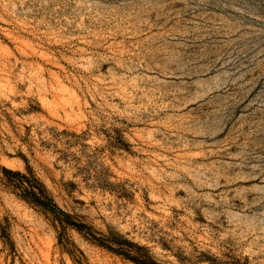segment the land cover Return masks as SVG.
<instances>
[{
	"label": "rangeland",
	"instance_id": "374dc122",
	"mask_svg": "<svg viewBox=\"0 0 264 264\" xmlns=\"http://www.w3.org/2000/svg\"><path fill=\"white\" fill-rule=\"evenodd\" d=\"M0 165L160 264H264V0H0ZM0 264L134 263L0 182Z\"/></svg>",
	"mask_w": 264,
	"mask_h": 264
},
{
	"label": "trees",
	"instance_id": "16d2710c",
	"mask_svg": "<svg viewBox=\"0 0 264 264\" xmlns=\"http://www.w3.org/2000/svg\"><path fill=\"white\" fill-rule=\"evenodd\" d=\"M0 182L15 191L28 204L38 207L53 216L59 223L71 226L88 240L134 264H160L150 250L123 235L108 231L96 235L91 226L73 219L72 215L58 207L48 194L43 183L27 168L25 172L0 165Z\"/></svg>",
	"mask_w": 264,
	"mask_h": 264
}]
</instances>
